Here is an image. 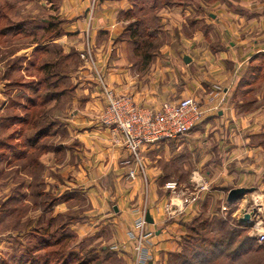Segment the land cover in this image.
Here are the masks:
<instances>
[{
    "label": "rangeland",
    "instance_id": "374dc122",
    "mask_svg": "<svg viewBox=\"0 0 264 264\" xmlns=\"http://www.w3.org/2000/svg\"><path fill=\"white\" fill-rule=\"evenodd\" d=\"M71 1L0 0V264H24L25 260L34 259L33 255L46 264H154L156 243L153 238L157 226L162 227L169 221L156 220L143 206H129L131 201L138 199V190H133L134 183L128 196L118 197L117 189H111L109 184L100 182L101 179L98 180L99 188H87V173L80 175L83 183L74 184L72 180L73 172L68 171V166L75 160L74 150H81L86 161L89 157L84 153V147L81 148L82 142L73 141L82 123L69 126L72 124L71 113L84 107L75 104V81L71 80L76 71L89 64L105 103L98 98L99 108H90L93 113L86 115L100 123L98 130L108 128L121 135L127 150L126 157L122 156L120 162L127 167L122 177L132 182L141 178L146 185L151 178L153 180L142 152L148 144L135 151L118 128L103 122V115L109 105L110 93L117 98L130 97L136 105L153 110L160 109L165 102L176 103L187 97L197 100L183 93V87L192 80L198 88L206 77L201 76L199 68L191 65V60H184L186 46L178 43L185 32L190 36L197 28L188 31L186 23L177 25L172 13L191 0H122L125 1L123 10L120 9L111 26L116 25L114 31H109V35L100 32L101 36L107 37L103 39V53L110 54L104 63L105 69L104 59L99 63L89 46H80L87 42V31L84 38V35L79 37V31L67 30L76 13ZM81 1L86 2L85 13L77 19L87 17L92 20L105 1L108 7H113L111 4L115 2L117 7L122 5L121 0ZM193 1L206 6L207 2L223 0ZM244 4L249 8L262 7L264 0H234L229 6L237 12ZM194 11L187 16L189 20L198 16L199 10ZM117 30H120L117 39L110 40L111 32L116 34ZM65 33L67 36H60V46L50 45L57 35ZM63 50L68 54L62 53ZM121 54L126 57V62L120 60ZM247 68L252 69V91L239 94L236 89L232 95L236 92L237 95L230 102L235 103L232 116L237 121L250 113L252 117L254 114L264 117V51L252 58V64ZM120 70L122 74L129 73L131 80H136L132 91L119 88L116 75ZM107 73L114 76L113 85L108 81ZM222 88L221 84L216 85L220 93ZM142 91L150 97L158 96L160 102L149 105H156L153 107L142 105L135 100V95ZM172 94L179 99L171 100ZM183 94L186 96L181 97ZM238 96L244 98L243 102H239ZM250 98L252 104L248 107ZM220 102L212 101L205 106L198 101L203 115L197 124L182 136L155 142L159 143L155 147L159 158L149 154L152 162L157 160L153 171L160 185L158 196L182 198L175 207L170 201V210L176 212L173 221L179 218V227L183 225L187 229L183 250L169 256L166 264H224L226 255L221 254L222 251L228 252L234 247H241L243 252L238 264H264V240L259 239V233L264 232L263 171L257 172V179L252 183H247L246 188L254 187V190L246 192L234 204L227 200L233 189L228 187L230 184L212 182V176L208 178V169L221 161L217 160L221 145L217 135L239 129L237 121L225 125L222 119L228 102L225 103L224 98ZM259 122L252 125V144L261 146L257 151L259 156L253 160H259L258 165L264 164V119ZM90 126L86 129L90 130ZM82 131H86L85 128ZM191 134H202V137L192 142L189 140ZM246 169L242 176L234 175L233 179L247 180L252 173ZM144 194L147 195V189ZM201 194H204L202 211L192 219L184 220L188 213L186 203L191 204L196 197L201 198ZM118 199L126 201L124 209L118 205ZM95 211L107 214L98 225H94ZM245 212L252 213L250 223H241ZM148 213L153 222L147 221ZM213 213V224L199 230L198 236L192 230L193 226L202 219L212 223ZM258 223L260 231L255 227Z\"/></svg>",
    "mask_w": 264,
    "mask_h": 264
},
{
    "label": "crops",
    "instance_id": "0c3cea01",
    "mask_svg": "<svg viewBox=\"0 0 264 264\" xmlns=\"http://www.w3.org/2000/svg\"><path fill=\"white\" fill-rule=\"evenodd\" d=\"M86 1L88 2V0ZM112 1L113 0H110L109 2ZM223 1H216L213 3L207 2L208 5L205 6L203 3L198 4L191 0L183 3L184 5H180L181 8H175L172 13L174 14L177 25L179 23L184 25V23H186L185 28H187L188 31H190V29L192 30L197 28V31L194 30V33H191L190 36L187 32H185L186 35L183 39H175L178 40L179 44H184L186 46L185 53L186 56L190 57L192 62L191 65L199 68L201 76L206 77L205 80H202L199 83L198 88H195L197 83L193 84L192 80H190L189 83H186L183 87V93H186L187 96L192 95L196 97V99L205 106L210 105L212 101H214L215 104L221 103L220 101L224 98L225 103L228 102L225 106H228V109L225 110L222 120L225 122V125L228 126L229 122L236 123L237 121V119H234L232 116L235 112V105H233L235 103H230L232 98L237 95V92L233 95L232 93L236 89L239 94L249 93L252 91V69H248L247 65H250V63L252 64V58H255L261 51H264V6H256L254 8L251 6V8H249L248 4L246 6L244 4L241 8H237L238 11L236 12L231 10L229 6V4L234 3V0ZM106 2L107 1L102 3L96 17L92 20H88L86 16V18L82 17L77 19L80 15L82 16V13H85L86 2H82L81 0H72L71 5L76 9V13L72 16L74 21L72 20L69 24V28H67L70 32L77 33V31H79V37L84 35V38L87 31V44L83 43L82 45L80 44V46H89L99 63H102V59H104L102 63L103 67L104 63L107 62L108 57H110V54L105 55L103 53L104 50L102 43L104 41L103 39L107 37L101 36L100 32L104 31L106 32V35H109V31H114L116 25L114 27L111 26L114 24V20L119 14L120 9L123 10L125 1L121 0L122 5L120 7H117L118 4H116V2L115 4H111L113 7H108L109 4ZM126 9L127 8H125V10ZM194 9L199 10L198 16H196L195 20H192V18L189 20L187 16L191 12H195ZM68 10L69 8L67 11ZM118 26L119 24L117 27ZM118 33H120V30H117L116 34H112L111 32L110 40L114 41L117 39ZM63 35L67 36L66 33L57 35V39L52 40L50 45L55 46L57 44L60 46V36ZM215 40L216 42H214ZM79 49L81 48L79 47ZM63 51L64 52L62 53L68 54L65 50ZM118 54L120 55L119 52ZM15 57H17V55ZM120 60L126 62L124 54H121ZM76 72L77 73L73 78L74 80H71L72 82L75 81V104L78 103L79 107H84L83 109H79V112L74 111L71 113L70 117L72 116V119L70 121L72 124L69 126L71 127L73 124L76 125L78 123H82L83 126H79L78 134L74 137L73 141L77 139L79 142H82L81 148L84 147L83 151L85 154H88L87 156L89 158L86 161L81 150H74L73 156H75V160L71 166H68V171L73 172L72 180L74 184L83 183L84 179L80 178V175L82 173V175L85 176L84 173H87V176H85V179H87L85 182H89L86 183L88 184L87 188L90 190L99 188L100 185H98V180L101 179L100 182H104L107 186L109 184L111 189H117L118 197L128 196L130 189L134 186L135 188L133 190L135 192L138 190L136 195L138 196V199L136 201H131L129 206L134 205L135 208L143 206L144 208L149 209L151 214L156 217V220L158 219L160 221L163 218L162 220L166 219L165 222L169 221L167 224L162 225V227L157 226L156 234L153 238L154 244L156 243V260L154 264H166L169 256L173 254L176 255V253L183 250L184 245L182 242L187 229L183 225L182 227H179V218H175L176 220L173 221L176 212L173 213V211L170 210V201H172L171 205L175 207L179 205L178 201L182 198L177 195L169 197L167 195H163V197H159L157 194L160 185L157 181L158 177H154L155 173L153 171L154 164L155 162L157 163V160L152 162L153 159L149 154L152 153L154 158H159L155 148L159 143H150L146 145L145 149L142 151L148 164V172H150V175H153L154 181L151 178L146 185L141 178L134 182L131 180L125 181L122 175L126 172L127 167L123 166L120 162L123 157H126L127 150H125L122 143L121 135L112 132L108 128L103 129V131L98 130L97 127L101 126L100 123H98L96 119H93V117L86 115L93 113L90 108H99L97 106V101L99 102L100 99H102V102L105 103L99 90L100 86L98 85L96 79H94V73L90 70L89 64L83 66L81 70ZM121 72V70L118 71L117 74H119L116 75L117 80L120 81L119 88L125 90L126 92L132 91L133 86L136 85V80H131L129 73L122 74ZM113 77L107 73L109 82H114L115 78L113 80ZM157 79H160V77H157ZM218 83L223 86V91L221 93L216 89V85ZM142 93L144 92H139L137 95L134 94L135 100L142 103L144 106L148 105L147 107L156 106L149 105L154 104L161 99L158 96L150 97L147 94L145 95V93ZM175 94H172L171 100L179 99V97L174 96ZM186 94L181 95V97L186 96ZM237 99L239 102H243L244 100L241 96H238ZM143 100L147 101L143 102ZM250 103L252 104V99L249 100V103L247 104L248 107L250 106ZM102 108L103 107H101V109ZM239 119L240 121H237L238 130L234 129L230 132L227 131V133L222 132L219 136L217 135V140L221 143V145L219 144L220 150L217 151L219 155V159L217 160L221 161L220 163H217L216 167L208 169V178H211L212 176V182H222L226 185L230 184L228 185L230 188L246 187L248 186L247 183H252V180L257 179V172L262 170L264 173V164L260 163L258 165L257 162L259 160H256L255 162L253 161L254 158L257 159L259 156L257 151L261 149V146L252 144V125L260 123L259 121L264 119V117L259 114H254L252 117V113H250V115L240 117ZM86 126H90V130L86 129ZM83 128H85L86 131H82ZM247 130L250 132H246ZM254 134H256V132ZM201 137L202 134H191L189 140L197 142L201 139ZM230 141L232 143L229 144ZM192 145L193 144H191V147ZM85 146H88V149H85ZM212 153L215 154L214 151H212ZM211 157L215 158L212 154ZM208 158L209 155L205 159ZM150 163H152V165L149 166ZM245 168L249 169V174L252 173L248 176L247 180H243L244 178L236 179L238 181L234 180L233 176H237L239 174L242 176ZM219 172L222 174L220 175ZM226 173L228 175H226ZM251 175L254 179H252ZM208 178L206 181H208ZM261 180L262 177L260 180L258 179V182ZM132 184L133 186H131ZM146 189L147 195L144 194ZM123 190L125 193L121 194L120 191ZM203 195L201 194V198H194L195 200H193L191 204L186 203L185 211L188 213L184 215V220H190L202 211ZM118 200V205L121 206V209H124L126 201L124 202L120 201V199ZM96 202L98 203L97 200ZM145 205L147 207H145ZM167 208L169 209L168 211H166ZM175 211H177V209ZM101 213H103V211H95L96 223L94 225H98L103 218H106L107 214ZM212 216L214 217L215 214L213 213L211 217ZM25 263L29 264V261H25Z\"/></svg>",
    "mask_w": 264,
    "mask_h": 264
},
{
    "label": "built area",
    "instance_id": "2783aa9c",
    "mask_svg": "<svg viewBox=\"0 0 264 264\" xmlns=\"http://www.w3.org/2000/svg\"><path fill=\"white\" fill-rule=\"evenodd\" d=\"M202 108L194 98L180 102H165L158 110L142 108L130 97L117 98L109 94V105L103 122L118 128L137 151L141 146L186 134L201 119ZM260 241L264 232L259 233Z\"/></svg>",
    "mask_w": 264,
    "mask_h": 264
},
{
    "label": "trees",
    "instance_id": "16d2710c",
    "mask_svg": "<svg viewBox=\"0 0 264 264\" xmlns=\"http://www.w3.org/2000/svg\"><path fill=\"white\" fill-rule=\"evenodd\" d=\"M214 217H215V216H214ZM212 218H213V217H212ZM216 218H217V217H216ZM214 219H215V218L211 219L212 223H210V221H209L208 219H202V220H200V221L198 222V225H194V226H193L192 230L198 234V231H199V230H203V229H205L207 226H210L211 224H213ZM223 224H224V225H227L228 223H227V222H226V223L223 222ZM235 231H236V230H235ZM237 232H238V231H237ZM230 234H232V233H230ZM198 236H199V234H198ZM214 242H215V241H214ZM218 244H221V243H218ZM218 244L215 243V245H218ZM219 249H221V248H219ZM233 249H234V250H233ZM233 249H230L231 251L228 250V252H224V251H222L221 254H225V255H226V258L224 259V261H222L224 264H238V263H239L240 258H242L241 256H242V254H243V252L240 250L241 247H238V248L234 247ZM237 253H238V254H237ZM33 256H34V259H31V260H25V261H29V264H31V263H36V264H46V262H42L41 260H38L37 257H35V255H33ZM25 261L23 262L24 264H26ZM30 262H31V263H30ZM62 263H63V264H67L66 262H62Z\"/></svg>",
    "mask_w": 264,
    "mask_h": 264
},
{
    "label": "water",
    "instance_id": "95a60500",
    "mask_svg": "<svg viewBox=\"0 0 264 264\" xmlns=\"http://www.w3.org/2000/svg\"><path fill=\"white\" fill-rule=\"evenodd\" d=\"M184 60L186 62L190 61V57L185 56ZM250 190H254V188H246V187H238V188H233L230 190V192L228 193V197L227 200L230 204H234L236 202H238L245 194L246 192L250 191ZM255 211H252V213ZM252 213L250 212H245L244 215L241 218V223H250L251 221V217H252ZM146 219L148 222H153V218L151 217V215L148 213L146 216Z\"/></svg>",
    "mask_w": 264,
    "mask_h": 264
},
{
    "label": "bare ground",
    "instance_id": "6f19581e",
    "mask_svg": "<svg viewBox=\"0 0 264 264\" xmlns=\"http://www.w3.org/2000/svg\"><path fill=\"white\" fill-rule=\"evenodd\" d=\"M255 227H256V229H257L258 231H260V229H261V227H260V223H258Z\"/></svg>",
    "mask_w": 264,
    "mask_h": 264
}]
</instances>
